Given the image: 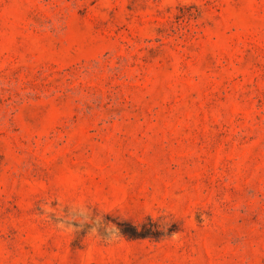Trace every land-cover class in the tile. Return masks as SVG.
Wrapping results in <instances>:
<instances>
[{
  "label": "rangeland",
  "instance_id": "1",
  "mask_svg": "<svg viewBox=\"0 0 264 264\" xmlns=\"http://www.w3.org/2000/svg\"><path fill=\"white\" fill-rule=\"evenodd\" d=\"M0 264H264V0H0Z\"/></svg>",
  "mask_w": 264,
  "mask_h": 264
}]
</instances>
